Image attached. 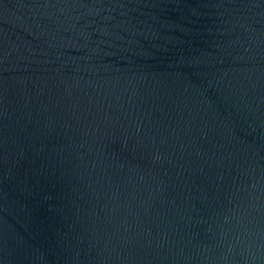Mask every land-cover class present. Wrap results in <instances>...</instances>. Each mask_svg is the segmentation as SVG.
I'll list each match as a JSON object with an SVG mask.
<instances>
[{"label": "water", "instance_id": "1", "mask_svg": "<svg viewBox=\"0 0 264 264\" xmlns=\"http://www.w3.org/2000/svg\"><path fill=\"white\" fill-rule=\"evenodd\" d=\"M0 264H264V0H0Z\"/></svg>", "mask_w": 264, "mask_h": 264}]
</instances>
